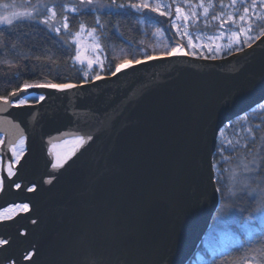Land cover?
Instances as JSON below:
<instances>
[{
  "label": "water",
  "instance_id": "obj_1",
  "mask_svg": "<svg viewBox=\"0 0 264 264\" xmlns=\"http://www.w3.org/2000/svg\"><path fill=\"white\" fill-rule=\"evenodd\" d=\"M262 41L214 60L153 59L66 92L30 89L22 98L46 100L0 111V213L28 205L0 219V264H189L221 204L219 133L264 103Z\"/></svg>",
  "mask_w": 264,
  "mask_h": 264
},
{
  "label": "snow or ice",
  "instance_id": "obj_2",
  "mask_svg": "<svg viewBox=\"0 0 264 264\" xmlns=\"http://www.w3.org/2000/svg\"><path fill=\"white\" fill-rule=\"evenodd\" d=\"M80 6H87L89 10L92 5L98 4L99 0H78ZM117 7L120 9H131L136 13H144L146 10L151 13L158 14L160 17H172L173 8L175 18L171 19L170 26L178 37L186 39V45L183 43H175L172 45H165V51L161 55L155 53H144L143 60L139 58L128 59L125 58L120 62L115 63L114 69H105L104 60L97 54L103 51L101 44V34L99 30L104 29L105 25L101 22V18H95L94 26L88 27L84 21L79 23L78 28L71 30L69 17L63 15L64 12L79 13L80 7L76 3L57 4L55 0H36L32 3L31 0H22L17 3V0H12L11 3H0V73H3L9 81L19 80L22 75V69L28 75H35L36 68L39 66L42 73L47 72V76L42 79H37L34 82H29L27 79L22 85L18 84L16 90L11 92L8 96H0L3 101V108L0 111L7 110L8 107L15 105L16 107L25 106L28 101L22 98V94L30 89H44L54 92H66L76 87H80L85 83L95 82L103 79L102 71H110V74L115 76L118 73L125 71L135 65L151 61L153 59H161L176 56H193L203 59H217L220 55L222 47H227L230 50L234 45H237L236 50L242 51L238 47L243 37V44L250 46L249 42H255L264 36V0H229L224 3L220 0L219 8L223 11H216L215 0H172V3H165V0H127L126 3L116 4V0H112L109 7ZM23 9V10H19ZM57 9H60L58 12ZM199 10V11H198ZM204 18L205 27L212 26L213 21H219V28L224 29L225 24H231L238 31H231L229 35V44L221 46L215 43L218 37H209V43L204 45H197L194 39H199L198 36L193 37L189 32V27H197V21ZM210 17V19H209ZM27 22V23H25ZM43 25L41 29L38 26ZM96 26H99L98 28ZM29 29L30 31H25ZM181 29L183 31L181 32ZM87 30V37L90 44H85L84 35ZM55 35H52V34ZM251 33H255L253 36ZM42 34L43 37L51 40L52 46L42 45L40 55H33L39 49L35 44H27L30 39H36ZM156 35H163L159 28L156 29ZM224 32H220L222 37ZM57 37L59 39H57ZM264 43V41H262ZM214 45V46H213ZM23 47L27 51L21 50ZM200 47L206 48L208 54L199 51ZM54 48H59L63 53L67 54V59L71 62L70 67L75 68L79 65L82 75L80 84L73 82H57L62 80L58 72V57ZM188 49L187 51L185 49ZM22 62H27L23 63ZM14 70V71H9ZM44 94H39L33 97L36 103L46 100ZM264 109V104L260 105ZM253 129H249V135L252 137L247 141L246 145H240L239 140L235 143L229 142L224 147L230 148L232 151L240 150L241 155L237 157L239 163L231 166L232 157H223L226 162L230 163V170L228 179L231 182L236 181L240 183V192L244 193V198H251L257 207L253 211L264 210V135L260 137V143L257 142ZM87 139H91L88 137ZM3 141H0L2 143ZM86 140L83 137H76L71 152L66 154L64 159L74 154L83 145ZM12 163L8 165V176L14 175L13 165L20 162L24 155V138L20 137L16 144L10 146ZM62 167V161L58 157L56 162L52 163L53 169ZM215 169V165L212 166ZM223 171V170H221ZM243 177L239 179L238 177ZM251 181V182H250ZM51 180L45 183H51ZM221 180L218 178L217 183ZM15 183V181H12ZM17 189L21 188L20 184H15ZM29 192L35 191V188H28ZM221 192V188L216 189ZM228 195L242 198L237 195V192L232 191L230 187L225 188ZM19 209L27 211L28 205H15L13 208H7L3 213H0V219H11L13 213ZM247 209H241L240 215L243 216ZM249 219H256L249 216ZM260 221L264 224V211L260 216ZM36 223V221H32ZM8 240L0 239V245L8 244ZM248 243V242H245ZM239 253L235 261H230V264H264V229L261 230V235L244 248ZM25 260H31L32 254L29 253L24 257ZM211 264H215L214 261Z\"/></svg>",
  "mask_w": 264,
  "mask_h": 264
},
{
  "label": "trees",
  "instance_id": "obj_3",
  "mask_svg": "<svg viewBox=\"0 0 264 264\" xmlns=\"http://www.w3.org/2000/svg\"><path fill=\"white\" fill-rule=\"evenodd\" d=\"M55 2L57 4H62L63 0H55ZM126 2L127 0H116L117 5ZM192 2L196 3V0H192ZM228 2L229 0H224V3ZM246 2H250V0H246ZM99 3L108 6V9L101 11L97 9H80L79 13L65 12L64 15L69 17L70 27L73 31L78 28L81 21H84L88 27H92L94 26L95 18L97 16L101 18V22L105 25L104 29L99 30L101 34L100 42L103 46L101 59L104 60L105 69H114L115 63L120 62L125 58L143 59L144 53L146 52L161 55L165 51V45H172L175 43H183L186 45V43L178 40L172 28L169 27V21L166 17H160L158 14L148 12L147 10L144 13H136L131 9H120L114 6L109 7L112 4V0H99ZM215 3L217 5L216 11H223L219 8L220 0H215ZM57 11L59 12L60 9H57ZM38 27L41 29L44 28L43 25ZM96 27L98 28L99 26ZM157 28L163 32L161 39H157L155 36ZM231 30H238V28H235L231 24H225L224 29H220L219 21H213L212 26L205 27L203 17L197 21V27H190V31L192 33H197L206 38L216 37L221 31ZM25 31L30 30L25 29ZM251 34L253 36L255 35V33ZM52 35L55 34L53 33ZM57 39L59 38L57 37ZM243 39V37H240L241 43L238 45V47L242 49L246 47L243 44ZM249 43L251 44L252 42ZM27 44H35L39 49L33 53L34 56L41 54L42 45L49 47L52 46L51 40L47 39V37H43L42 34L36 39H30L27 41ZM236 48L237 45H234L230 50V54L237 51ZM21 50L27 51V48L22 46ZM185 50L187 51L188 49L186 48ZM54 51L58 57V72L62 78V80H58L57 82L70 81L73 83H80L82 75L79 65L75 68L70 67L69 65L71 62L67 59V54L63 53L59 48H54ZM199 51L208 54V50L203 47L199 49ZM227 55H229V49L224 48L219 57ZM23 63L27 62H22V64ZM101 75H110V71H102ZM45 76H47V72L44 71L42 73L39 66L36 68V74L31 76L22 69V75L18 81H9L3 73H0V96H8L11 92L16 90L18 84L22 85L26 79L29 82H34L37 79L44 78ZM27 101L33 102L34 100L29 98ZM249 129L255 130V138L257 142L260 143V137L264 135V109H261L260 106L227 124L219 133L213 163L216 166V183L218 178L221 180L219 184L217 183L218 188L222 189L220 192L221 200L225 197V191L222 185L223 174L226 166L230 164L229 162H226L223 157L231 156L232 163L238 156L241 155L240 150L234 152L230 148H226L224 146L228 145L229 142L235 143L237 140H239L240 145H246L247 141L252 138L249 135ZM236 204L239 208L238 210H240V206L243 205V198H238Z\"/></svg>",
  "mask_w": 264,
  "mask_h": 264
},
{
  "label": "rangeland",
  "instance_id": "obj_4",
  "mask_svg": "<svg viewBox=\"0 0 264 264\" xmlns=\"http://www.w3.org/2000/svg\"><path fill=\"white\" fill-rule=\"evenodd\" d=\"M12 0H0V3H11ZM22 2V0H17V3ZM32 3H35L36 1H31ZM64 3H68V4H72V3H76L78 7H80V9H89L87 6H80L78 0H63L62 4ZM165 3H172V0H165ZM91 8L93 9H97V10H105L108 9V6H105L104 4L98 3V4H94L91 6ZM19 10H23V9H19ZM3 10L0 9V12H2ZM199 11V10H198ZM65 13V12H64ZM63 13V15H64ZM168 19V21H170L171 19L175 18L174 15V8H173V16L172 17H166ZM170 25V22H169ZM2 27V26H0ZM171 28V26H169ZM191 27V26H190ZM190 27H189V32L192 34L193 37L198 36L199 39H194V42L197 45H204L209 43V38L203 37L197 33H192L190 31ZM173 30V29H172ZM183 31V29H181V32ZM231 31H238V30H231ZM231 31H223L224 35L221 37L220 33H218L216 37H218V39H216L215 43L220 44L221 46H226L229 44V35ZM173 32L175 33V30H173ZM156 33V32H155ZM176 34V33H175ZM157 39H161L162 35H156ZM177 36V35H176ZM178 40L184 43H187L186 39H181V37H178ZM85 44H90V41L88 40L87 37V30H85V35H84V41ZM214 46V45H213ZM202 47H200L201 49ZM224 48L227 47H222L220 54L223 52ZM206 49V48H204ZM100 57H101V52L97 53ZM239 163L238 159H235L232 163L231 166H234V164ZM229 170H230V164H228L226 166L225 172L223 174V180H222V185L224 187V191L226 186L230 187L232 189V191L237 192V195L240 197H244V193L240 192V183L233 181L229 182L228 179V175H229ZM238 177H239V173H238ZM239 179H243V177H239ZM251 182V181H250ZM236 197L230 196L228 195L227 191H225V197L223 200H221V204H220V208L218 210V212L216 213V216L214 218V223H213V228L212 230L209 232V234H207L203 240V248H210L211 246H223V244L227 241V239L230 237V234L227 233V227L229 226H238V222L235 220V218L237 217L236 212H238L239 208L236 204L237 202ZM248 200H250L251 198H247ZM257 207L256 203H254L253 209H255ZM262 211H253V216L256 219H251L252 223H257V224H262L260 221V216L262 214ZM212 234L216 236V238L218 239L217 242H214L212 240ZM211 237V238H210Z\"/></svg>",
  "mask_w": 264,
  "mask_h": 264
},
{
  "label": "flooded vegetation",
  "instance_id": "obj_5",
  "mask_svg": "<svg viewBox=\"0 0 264 264\" xmlns=\"http://www.w3.org/2000/svg\"><path fill=\"white\" fill-rule=\"evenodd\" d=\"M254 203L251 199L248 200L243 197V205L240 206V210L247 209V211L244 212L243 216L240 215V210L236 212L238 214L235 220L238 222V226L227 227V233L230 234V237L223 246L203 248L201 245L189 264H211L212 261L215 264H230V261H235L239 253L243 251L242 245L244 248L248 247V243L256 240L261 235V230L264 229V224L252 223L251 219L248 218L249 216L254 217ZM213 222L207 234L212 230ZM212 236V240L217 242L216 236L213 234Z\"/></svg>",
  "mask_w": 264,
  "mask_h": 264
},
{
  "label": "bare ground",
  "instance_id": "obj_6",
  "mask_svg": "<svg viewBox=\"0 0 264 264\" xmlns=\"http://www.w3.org/2000/svg\"><path fill=\"white\" fill-rule=\"evenodd\" d=\"M8 208H13V206H12V207H8ZM20 211H21V210L16 209V211L13 213V215L16 214V213H18V212H20ZM3 212H4V211H3ZM3 212H2V213H3ZM13 215H12V216H13Z\"/></svg>",
  "mask_w": 264,
  "mask_h": 264
}]
</instances>
